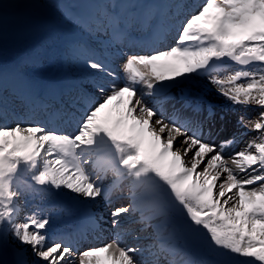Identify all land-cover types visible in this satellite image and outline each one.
Listing matches in <instances>:
<instances>
[{
	"label": "snow or ice",
	"instance_id": "obj_1",
	"mask_svg": "<svg viewBox=\"0 0 264 264\" xmlns=\"http://www.w3.org/2000/svg\"><path fill=\"white\" fill-rule=\"evenodd\" d=\"M53 7L83 33L106 34L107 47L101 57L82 41L70 44L86 69L69 89L75 95L67 107L83 108L75 132L19 115L0 124V247L18 245L15 264H75L76 255L79 264H102L101 254L111 264H178L155 252L152 260L136 258L144 249L119 239L79 251L63 239L50 240V216L24 210L25 195L76 205L111 202L104 183L110 171L150 194L165 220L170 211L178 214L168 235L172 253L189 255L176 242L191 236L217 255L246 258L234 264H264V0H202L178 28L166 23L168 10L179 7L169 3L80 0ZM6 9L0 4V24ZM144 30L153 34L152 43L125 51ZM229 61L248 67L219 74ZM196 80L208 91L196 88ZM9 90L27 103H42L18 67L0 69V120L12 118ZM213 96L226 101L228 112L242 109L236 124L244 133L220 143L211 138L215 121L227 114L217 111ZM113 102L116 114L101 118ZM253 110L254 119L247 114ZM249 132L258 135L226 154ZM135 211V200L112 208L113 228Z\"/></svg>",
	"mask_w": 264,
	"mask_h": 264
},
{
	"label": "rangeland",
	"instance_id": "obj_2",
	"mask_svg": "<svg viewBox=\"0 0 264 264\" xmlns=\"http://www.w3.org/2000/svg\"><path fill=\"white\" fill-rule=\"evenodd\" d=\"M80 1V0H77ZM169 0H146V2L149 3H167ZM4 3L9 4L8 8L6 9V12L4 14V20L2 24H0V65H3L5 67H0V69L8 70L12 68L13 66H17V64L20 62V60H23L22 62L28 65H35L41 64L42 70H39V72L34 73L32 71H28L26 73H23L26 78L31 79L32 81H36V94L37 96L44 92L46 95L45 98L48 100H55V103L50 105L49 107L45 109H40L36 102L34 103H27L25 102L24 98L18 95H15L9 90L6 94L9 98H13L12 101L15 102V114L23 117L24 116V110L21 112L22 107L26 108V111L29 112V118L28 120L33 121H40L45 124H55L56 126L60 127L61 129H72L73 132L77 129V123L76 121L80 119L81 113L83 112V108L76 106L74 108H68V99L62 95H60V92H68V98L75 95V92H69V89L71 88V85L75 80L80 78L86 71L82 58H78L75 56V51L69 47L64 51L61 52L60 48L58 47V53L55 56H52L53 61H56V64L50 63L51 60L44 58L41 54V50L43 49L45 45L44 38L53 37V40H58L57 35L55 34V30H52L51 27H46L47 22L46 19H52L56 20L57 23L61 24L60 27L62 29V33L60 34V38L65 37L64 31L66 30H75L77 29L79 32L82 33L81 39H76V41H82L84 42L88 47L94 49L97 52L98 56L103 57L105 54L106 49V41L108 40V37L106 34L100 33V34H93L88 35L83 33L80 29L76 28L74 25H72L69 21L64 19L62 15L60 14L59 10L57 8H54L53 5L61 4V3H68V0H64L63 2H60L59 0H0V4L5 5ZM202 3V0H176L175 3L173 2V5H179V7H173L175 9L174 15L171 17L168 14V18L166 22H170L175 28L180 27V22L183 21L185 18H187L190 14H193L194 12L198 11L200 4ZM43 6V8L41 7ZM7 6V5H6ZM25 7V8H21ZM28 7V8H26ZM21 8V9H20ZM20 9V11L18 10ZM30 10V11H24V10ZM170 8L168 12L171 10ZM34 12V13H32ZM40 12V16H38ZM36 14V16H35ZM59 16L58 19H56V15ZM45 16V18L41 16ZM59 19L62 21H59ZM50 20V21H52ZM54 23V22H52ZM168 35L175 36L176 32L174 28L171 30H168ZM135 36V46H133L132 42H128L127 46L125 47V51H128L131 49L132 51H140L141 48H144L146 45H142L143 43L147 42L148 44L152 43V33L150 30H144V31H136L134 33ZM141 43H137V42ZM145 41V42H144ZM72 42V41H70ZM166 43H171V40H167ZM130 45V46H129ZM46 46V45H45ZM159 47L160 45H156ZM36 47H42L39 51V58H34L36 61L31 60L29 58V54L27 52ZM27 51V52H26ZM26 58V59H25ZM41 58V61H40ZM67 61H71L74 65V67H70V65L67 63L68 68L63 70H58V72H52V69L57 70L60 66H64ZM7 66V67H6ZM49 68V69H47ZM51 72V73H48ZM73 70V72H71ZM226 73L229 74L234 72V69H226ZM218 72V71H217ZM57 73H64L70 74V76H65L64 78H61L63 75H57ZM73 73L77 74L78 76L75 77ZM221 75H224L220 72H218ZM54 74L55 76H53ZM44 76H49L47 79ZM59 79L56 82L51 81L48 82L47 80H53V79ZM59 84V85H58ZM58 85V86H55ZM202 85V83H201ZM204 85V84H203ZM205 86V85H204ZM142 87V85H141ZM202 86H199L201 88ZM206 90L205 92H207ZM18 97V100L17 99ZM213 100L217 101V111L221 108L224 109L226 114L225 120L221 121L217 119L215 121L214 127L212 129V136L211 138L216 141V143H220L224 141L225 139H230L234 133H244L246 130L243 128H240L236 124V116L239 115V113L242 111L241 108L235 109L233 112H228L225 108H227L226 101L223 99H217L216 96ZM254 107V106H252ZM165 109L170 112V105H165ZM107 114L112 115V110L107 109ZM250 117L253 119L255 118L256 112L249 111L247 113ZM57 117H63L68 120L69 126L65 124H56ZM15 122V116L12 115V118L9 120H0V124L7 123L12 124ZM258 133L249 132L246 135L237 137L238 143L233 145L231 148H228L226 150V154L230 155L234 151H239L242 147L245 146V144L253 137L257 136ZM230 167H234V165H231L229 162ZM203 165H201L202 169ZM200 170V169H198ZM238 175H243V173H239V170H236ZM99 174V173H98ZM226 176V173L222 175L221 179ZM105 186L109 188V185H106L107 182H104ZM115 183L112 182V186ZM128 193V192H127ZM26 195L21 198L22 205L24 207V210L27 212L30 207H28L27 203H24L26 201ZM121 194H115L112 195L111 199L114 200L111 202H108L107 200L98 199L97 201L103 205L101 208V215L100 217L103 219V222H105V227H102V231L104 232L103 241L100 242L99 246L104 245L105 243L111 242L114 239H119L122 244L127 246H140L144 251L137 252L136 258H142L143 256H150L145 257L143 259L152 260L153 256L151 253L155 252L158 255L157 249L153 244L152 240H150V233L149 230H151L150 225H148L146 228H143L140 230L141 226L138 223L134 225V228H129L124 225V223L127 220L133 219L129 217L124 218V223H122L118 228H113L111 224V217L109 215L112 208L120 206V205H128L130 203H133L135 200L134 197L130 199H121ZM28 198V196H27ZM50 200L49 197H44L42 199V202H48ZM119 200V201H118ZM136 204V201H135ZM141 205L138 204V208H140ZM53 210V208H51ZM169 213H172L171 211ZM177 213H175V222L177 219ZM135 216V213L132 214L131 217ZM136 218V217H135ZM170 220V216L169 219ZM58 223H53L52 226H56ZM178 223H176V227H178ZM179 230V227L178 229ZM52 233V231H50ZM99 234H101L99 232ZM129 234V235H128ZM105 235L107 237L105 238ZM166 236L169 235V231H166ZM79 236V235H77ZM98 237H101L98 235ZM111 237V239H109ZM90 239H94L93 236L90 237ZM197 239V238H196ZM194 239L191 236H185V240H180V243H182L183 249H187L189 253H199L203 256L204 260L208 261H223L224 264H234L236 260H243L246 258L243 257H236L235 255H217L214 252H211L206 243L201 239ZM191 240V243L189 244V247L185 245V242H189ZM10 250L13 253V262L16 261V255H14V247H17L18 245H15L14 241H10ZM180 246V245H179ZM26 247V246H25ZM27 248L28 252V259H32L31 256V249ZM182 255V254H178ZM195 261H199L198 257L195 255H191ZM10 258V254L5 252L2 247L0 249V262H3V264H8V260ZM79 255H76L74 257L75 264H79ZM101 260L102 264L108 263L111 264V261L105 259V254H101ZM178 260V259H177ZM181 260V259H180Z\"/></svg>",
	"mask_w": 264,
	"mask_h": 264
},
{
	"label": "bare ground",
	"instance_id": "obj_3",
	"mask_svg": "<svg viewBox=\"0 0 264 264\" xmlns=\"http://www.w3.org/2000/svg\"><path fill=\"white\" fill-rule=\"evenodd\" d=\"M143 194L144 193L140 195H143ZM139 205H141L140 208H138V202H136L137 216L140 219H146L149 223L155 224V225H160L161 223L164 222L165 218L158 214L156 208L153 206L152 199L141 200V203ZM88 222H89V216H85L81 218V226L79 228V231L85 228L88 225ZM94 226H101V227L107 228L105 227V222H101L99 224L96 223ZM78 233L76 232L75 235L76 236L79 235ZM160 237H162V233L160 234ZM109 239H111V237ZM178 254L179 253L177 252L174 254V260L177 261L178 264H184V262L187 261V259L183 255L178 256Z\"/></svg>",
	"mask_w": 264,
	"mask_h": 264
},
{
	"label": "trees",
	"instance_id": "obj_4",
	"mask_svg": "<svg viewBox=\"0 0 264 264\" xmlns=\"http://www.w3.org/2000/svg\"><path fill=\"white\" fill-rule=\"evenodd\" d=\"M8 104H9V108L11 109V107H12V105L8 102ZM13 107H15L14 105H13ZM13 113V112H12Z\"/></svg>",
	"mask_w": 264,
	"mask_h": 264
}]
</instances>
